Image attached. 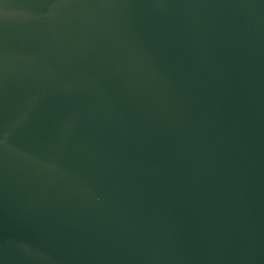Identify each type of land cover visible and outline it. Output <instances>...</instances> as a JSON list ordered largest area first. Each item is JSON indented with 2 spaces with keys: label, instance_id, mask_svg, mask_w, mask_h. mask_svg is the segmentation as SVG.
I'll return each mask as SVG.
<instances>
[{
  "label": "water",
  "instance_id": "obj_1",
  "mask_svg": "<svg viewBox=\"0 0 264 264\" xmlns=\"http://www.w3.org/2000/svg\"><path fill=\"white\" fill-rule=\"evenodd\" d=\"M0 264H264V0H0Z\"/></svg>",
  "mask_w": 264,
  "mask_h": 264
}]
</instances>
